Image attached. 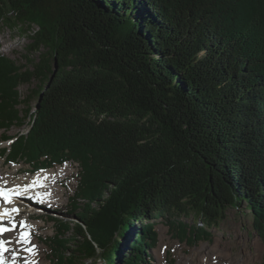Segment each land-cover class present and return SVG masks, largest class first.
<instances>
[{"label": "trees", "instance_id": "1", "mask_svg": "<svg viewBox=\"0 0 264 264\" xmlns=\"http://www.w3.org/2000/svg\"><path fill=\"white\" fill-rule=\"evenodd\" d=\"M0 23L39 54L0 56V157L79 169L50 264H147L154 220L193 244L228 209L264 238V0H0Z\"/></svg>", "mask_w": 264, "mask_h": 264}, {"label": "rangeland", "instance_id": "2", "mask_svg": "<svg viewBox=\"0 0 264 264\" xmlns=\"http://www.w3.org/2000/svg\"><path fill=\"white\" fill-rule=\"evenodd\" d=\"M36 30V28H34ZM32 32V31H31ZM32 43L28 33H24L18 27H9L0 23V56L13 62L17 67L23 68V71L33 70V66L39 60L38 53L27 51L28 45ZM44 49L40 50V53ZM39 82L34 80L31 84L23 85L17 89L21 98L30 95L31 90L38 86ZM35 100L30 106H33ZM26 105H21L20 109H25ZM29 118L25 120L22 127H12L6 133V136L16 137L24 134L29 128ZM11 141L3 139L0 131V152L10 146ZM58 170L57 174L66 171V174L59 178L57 187L63 189L62 202L59 205H40L30 201L29 198H21L16 201V205L24 209L32 210L30 214L21 212L16 221V231L21 232L24 227L29 226L32 229V237L37 238L39 245L43 246L40 251L37 249V257L41 258L42 264H50L49 248L45 244L46 238L54 234V224L50 217L58 219H67L66 214L70 211L71 198L76 190L78 167L76 164L66 162L61 166L54 165L49 170ZM49 170L33 171L27 164L19 163L13 165L7 164L4 158L0 157V185L6 187L27 181L36 173L48 172ZM27 200V201H26ZM154 229L158 234L157 246L152 249L151 258L147 264H160L157 253H162L164 264H264V238L253 229L252 218L243 209H228L226 218L217 229L207 230L210 233V239L207 241H197L193 244H187L184 241H178L175 234L171 233L168 223L164 220H154ZM172 221L183 222L187 225L198 223L192 217H181ZM141 228L139 224L134 225L138 231ZM20 249L21 254H27ZM23 260V257H22ZM90 264H104L101 260L91 261Z\"/></svg>", "mask_w": 264, "mask_h": 264}, {"label": "bare ground", "instance_id": "3", "mask_svg": "<svg viewBox=\"0 0 264 264\" xmlns=\"http://www.w3.org/2000/svg\"><path fill=\"white\" fill-rule=\"evenodd\" d=\"M58 170L53 169L48 172L36 173L29 178L28 182L23 180L21 183L8 187L0 185V224L5 229H9V231L0 233V242H3L2 248L7 249L6 251L0 250V262L2 264L43 263L42 259L37 257V249L41 251L43 246L39 245L37 238L32 237V229L27 226L21 232L16 231L15 220L20 217V213L25 212L28 215L32 211L26 209V206L23 209L21 206L16 205V201L26 197L29 198L30 201L28 202H31V204L37 202L45 205H59L62 202L64 190L57 187L56 184L59 178L66 174V171L63 170V172L57 174L56 171ZM25 239L27 243L24 242ZM20 249L28 253L21 254ZM162 253L164 251H161L160 254L157 253L160 264H164Z\"/></svg>", "mask_w": 264, "mask_h": 264}, {"label": "snow or ice", "instance_id": "4", "mask_svg": "<svg viewBox=\"0 0 264 264\" xmlns=\"http://www.w3.org/2000/svg\"><path fill=\"white\" fill-rule=\"evenodd\" d=\"M4 231H9V229H5V228L0 227V232H4ZM24 242L27 243V240L25 239ZM2 243L3 242H0V250L6 251L7 249L2 248ZM0 264H2V262H0Z\"/></svg>", "mask_w": 264, "mask_h": 264}, {"label": "water", "instance_id": "5", "mask_svg": "<svg viewBox=\"0 0 264 264\" xmlns=\"http://www.w3.org/2000/svg\"><path fill=\"white\" fill-rule=\"evenodd\" d=\"M54 63V62H53ZM56 72H57V68H55V66H53V69H52V74H51V78L49 79V82L48 83H51L54 79V75H56ZM36 108V107H35Z\"/></svg>", "mask_w": 264, "mask_h": 264}]
</instances>
